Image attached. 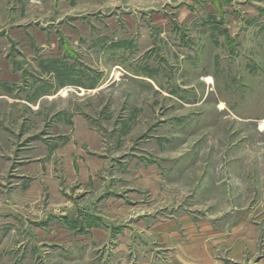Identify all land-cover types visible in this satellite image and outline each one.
Here are the masks:
<instances>
[{
	"label": "rangeland",
	"instance_id": "obj_1",
	"mask_svg": "<svg viewBox=\"0 0 264 264\" xmlns=\"http://www.w3.org/2000/svg\"><path fill=\"white\" fill-rule=\"evenodd\" d=\"M236 209L264 213V0H0V264H170Z\"/></svg>",
	"mask_w": 264,
	"mask_h": 264
},
{
	"label": "crops",
	"instance_id": "obj_2",
	"mask_svg": "<svg viewBox=\"0 0 264 264\" xmlns=\"http://www.w3.org/2000/svg\"><path fill=\"white\" fill-rule=\"evenodd\" d=\"M236 210L228 216L231 223L222 221L221 225L217 222L196 224L190 218L182 219L187 227L188 244L178 246L170 264H264V238L262 240L259 226L260 221L264 222V213L258 214L254 209L242 213ZM100 236L104 237L100 233L95 237ZM152 263L163 264L156 259L147 264Z\"/></svg>",
	"mask_w": 264,
	"mask_h": 264
}]
</instances>
